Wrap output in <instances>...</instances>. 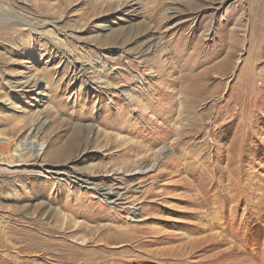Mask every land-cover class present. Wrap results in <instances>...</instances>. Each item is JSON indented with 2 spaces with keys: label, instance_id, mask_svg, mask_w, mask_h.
I'll return each instance as SVG.
<instances>
[{
  "label": "rangeland",
  "instance_id": "1",
  "mask_svg": "<svg viewBox=\"0 0 264 264\" xmlns=\"http://www.w3.org/2000/svg\"><path fill=\"white\" fill-rule=\"evenodd\" d=\"M0 264H264V0H0Z\"/></svg>",
  "mask_w": 264,
  "mask_h": 264
},
{
  "label": "bare ground",
  "instance_id": "2",
  "mask_svg": "<svg viewBox=\"0 0 264 264\" xmlns=\"http://www.w3.org/2000/svg\"><path fill=\"white\" fill-rule=\"evenodd\" d=\"M30 26H31V24H29ZM141 170V169H140ZM107 191V190H106ZM119 192H121V191H119ZM113 193V192H112ZM109 194H111V191L110 190H108L107 191V196L109 197ZM123 194L124 193H120V194H117L118 195V198L119 199H124L125 197H123ZM125 196V195H124ZM123 197V198H122Z\"/></svg>",
  "mask_w": 264,
  "mask_h": 264
}]
</instances>
